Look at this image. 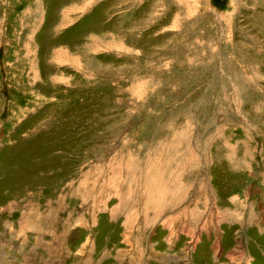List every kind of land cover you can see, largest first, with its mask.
Segmentation results:
<instances>
[{"label": "rangeland", "instance_id": "rangeland-1", "mask_svg": "<svg viewBox=\"0 0 264 264\" xmlns=\"http://www.w3.org/2000/svg\"><path fill=\"white\" fill-rule=\"evenodd\" d=\"M169 261L264 264V0H0L1 264Z\"/></svg>", "mask_w": 264, "mask_h": 264}, {"label": "crops", "instance_id": "crops-1", "mask_svg": "<svg viewBox=\"0 0 264 264\" xmlns=\"http://www.w3.org/2000/svg\"><path fill=\"white\" fill-rule=\"evenodd\" d=\"M191 242H192V244L194 243V240H191ZM191 242H189V244H187L188 246H187V248L189 249V245H190V243ZM246 249H247V247H246ZM246 253H247V255H248V251L246 250ZM183 255V254H182ZM192 255V254H191ZM191 255L190 254H187L186 253V256L187 257H191ZM5 256V255H4ZM147 256V253L145 254V257ZM194 258H195V256H194ZM146 259V258H145ZM0 264H1V262H0ZM164 264H171V262L169 261L168 263L167 262H165ZM172 264H174L173 263V261H172ZM190 264H193V262H190Z\"/></svg>", "mask_w": 264, "mask_h": 264}, {"label": "bare ground", "instance_id": "bare-ground-1", "mask_svg": "<svg viewBox=\"0 0 264 264\" xmlns=\"http://www.w3.org/2000/svg\"><path fill=\"white\" fill-rule=\"evenodd\" d=\"M153 192V191H152ZM145 194V193H144ZM148 196V195H147ZM151 196V195H150ZM144 199V198H143ZM149 199V198H148ZM145 200V199H144ZM147 200V199H146Z\"/></svg>", "mask_w": 264, "mask_h": 264}]
</instances>
